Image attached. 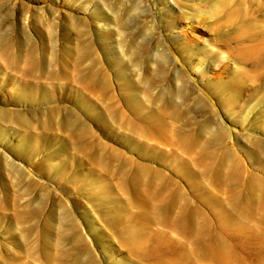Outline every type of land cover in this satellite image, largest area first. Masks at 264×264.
I'll use <instances>...</instances> for the list:
<instances>
[{
  "label": "rangeland",
  "instance_id": "374dc122",
  "mask_svg": "<svg viewBox=\"0 0 264 264\" xmlns=\"http://www.w3.org/2000/svg\"><path fill=\"white\" fill-rule=\"evenodd\" d=\"M0 264H264V1L0 0Z\"/></svg>",
  "mask_w": 264,
  "mask_h": 264
},
{
  "label": "bare ground",
  "instance_id": "6f19581e",
  "mask_svg": "<svg viewBox=\"0 0 264 264\" xmlns=\"http://www.w3.org/2000/svg\"><path fill=\"white\" fill-rule=\"evenodd\" d=\"M262 1H264V0H260V2H262ZM195 27H190V26H184V27H181L180 29H179V32H178V34L182 37V39H183V42L185 43V44H187V45H189V46H194L195 44H197L200 40H202L203 38V33L202 32H200V31H198L197 30V28H199L200 26L199 25H197V24H195L194 25ZM211 49H212V47H211ZM216 50V49H215ZM214 50V51H215ZM213 51V50H212ZM219 54H216V55H224V52H222V51H219L218 52ZM224 60H226L227 59V57H224L223 58ZM224 62V61H223ZM226 65H227V63H225L224 62V65L221 67V69L220 70H218L216 73H215V75H214V77H218V76H220V75H222L223 73H225L223 70H225L226 69ZM222 73V74H221ZM237 84V83H236ZM238 85V84H237ZM230 88H233V89H235L236 88V86L235 85H228ZM241 87V86H240ZM240 89H242L243 90V88L241 87ZM247 90V89H246Z\"/></svg>",
  "mask_w": 264,
  "mask_h": 264
}]
</instances>
